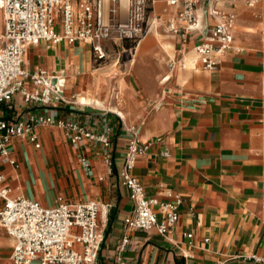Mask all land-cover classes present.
Segmentation results:
<instances>
[{
  "label": "crops",
  "instance_id": "obj_1",
  "mask_svg": "<svg viewBox=\"0 0 264 264\" xmlns=\"http://www.w3.org/2000/svg\"><path fill=\"white\" fill-rule=\"evenodd\" d=\"M218 8L235 13L233 44L219 67L208 70L193 48L216 22L207 3L198 4L200 30L190 35L189 47L182 52L179 36L168 29L169 19L181 7L167 0L150 2L151 28L136 46L138 51L142 44L137 59L141 70L132 64L135 53L126 58L124 43L110 46L115 64L122 56L126 62L125 72L117 73L122 81L115 80L123 88L119 93L110 90V76L103 77L109 69L93 59L87 42L41 41L25 53L27 69L42 67L64 78V99L49 112L95 131L107 124L113 128L108 148L89 139L74 144L62 128L39 126L40 147L15 138L12 155L17 164L0 158L14 195L44 206L56 205L59 196L99 203L101 240L91 264H264V0L220 3ZM161 41L170 45L166 48ZM157 53H163L169 66L163 81L155 70H143L145 59ZM102 78L107 88L103 86L98 97L121 114L78 102L77 95ZM130 137L152 142L132 169L147 195L162 201L181 198L179 220L168 236L126 224L135 203L120 170ZM166 149L169 156L163 154ZM14 244L0 224V264H13Z\"/></svg>",
  "mask_w": 264,
  "mask_h": 264
},
{
  "label": "built area",
  "instance_id": "obj_2",
  "mask_svg": "<svg viewBox=\"0 0 264 264\" xmlns=\"http://www.w3.org/2000/svg\"><path fill=\"white\" fill-rule=\"evenodd\" d=\"M153 1L0 0L4 21L0 34V158L17 164L12 155L13 140L28 139L40 147L38 127L45 125L62 128L74 144L89 139L104 147L111 146V125L95 131L89 124L59 118L49 112L56 101L64 99V78L42 67L27 69L25 53L41 41L49 44L83 41L90 44L93 59L101 64L110 58L111 44L118 46V42L125 41L129 44L122 49L130 60L137 44L150 31L148 17ZM240 1L243 0H167L169 5L181 7L168 22V29L179 36L180 50L186 51L190 35L199 32L197 7L201 2L207 3L216 22L193 48L204 69H217L222 57L232 48L235 21V13H224L218 5ZM259 1L263 0H245V3ZM120 57L118 54L117 58ZM151 145V141L141 142L136 137H130L127 143L120 177L130 190L135 210L125 221L129 228L156 229L168 236L179 220L180 196L173 201L148 196L140 179L132 173L138 159ZM163 154L169 156L170 150L166 149ZM82 160L89 166L84 156ZM106 162L112 166L110 155ZM0 200V224L15 239L11 251L13 264H91L95 260L101 240L97 201H68L59 196L56 205L44 206L35 199L14 195L2 169ZM184 235L193 237L191 232ZM126 242L127 237L124 245Z\"/></svg>",
  "mask_w": 264,
  "mask_h": 264
},
{
  "label": "bare ground",
  "instance_id": "obj_3",
  "mask_svg": "<svg viewBox=\"0 0 264 264\" xmlns=\"http://www.w3.org/2000/svg\"><path fill=\"white\" fill-rule=\"evenodd\" d=\"M0 17H1V15H0ZM154 33L157 34L158 36L160 35V32L158 30L155 31ZM161 43L166 48L170 45V44L168 45V43L167 42H164V41H161ZM141 49H142V44H140V46L138 48V51L136 50L137 53L135 52V56L132 59V64L134 63V67L137 70H139V71L141 70L142 66H140V67L138 66L137 59L140 57ZM194 57L193 58L192 57L189 58V60L193 61ZM139 60H140V58H139ZM145 60L147 61L148 65L146 67H143V70L144 69H152V70H155L156 71V77L158 78L159 81H163L166 78H168V76L170 74V71H169V66L165 62V58L163 56V53H157L156 55H151V56L147 57ZM185 62H186V60H185ZM189 64H191V63H189ZM112 74H114V75L112 76ZM106 76H110L109 78H111V86H112L111 87V90L112 91H115L116 93H119V92H122L123 91V88L115 82V80H117L116 79L117 77H116V73L115 72L106 73ZM118 86H119V88H117ZM98 87H99V80L98 81L96 80L95 83L93 84V86L88 91H86L84 93H79L77 95L78 102H81L83 104L98 106V107H102V108L103 107L111 108V109L117 111V113L121 114V111H120L119 108L110 106L109 103H106L104 100H102L100 97H98L97 92L100 90ZM119 107H120V105H119Z\"/></svg>",
  "mask_w": 264,
  "mask_h": 264
},
{
  "label": "rangeland",
  "instance_id": "obj_4",
  "mask_svg": "<svg viewBox=\"0 0 264 264\" xmlns=\"http://www.w3.org/2000/svg\"><path fill=\"white\" fill-rule=\"evenodd\" d=\"M1 22H2V19H1V17H0V31H1ZM122 43H124V44H129V42H122ZM111 54V53H110ZM112 56L113 55H111L110 56V58L107 60V61H105V62H103L102 64H101V67L103 66V67H106L105 69H109V72H115L116 73V77L118 76L117 75V73L118 74H123V72H125V58H122L121 57V59H120V61L117 63V64H115V59H113L112 58ZM145 65V64H144ZM97 66V65H96ZM114 74H112V76H113ZM106 75H104L103 77H105ZM107 78V77H106ZM117 80H119V82H121L122 81V78L121 77H117L116 78ZM103 86L104 87H106L107 88V86H106V83H105V81L103 80V78L101 79V80H99V89H102L103 88ZM110 90H111V88H110Z\"/></svg>",
  "mask_w": 264,
  "mask_h": 264
}]
</instances>
